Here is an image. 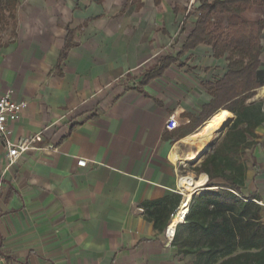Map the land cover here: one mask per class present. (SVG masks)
Here are the masks:
<instances>
[{
    "label": "crops",
    "instance_id": "1",
    "mask_svg": "<svg viewBox=\"0 0 264 264\" xmlns=\"http://www.w3.org/2000/svg\"><path fill=\"white\" fill-rule=\"evenodd\" d=\"M257 1L262 3L244 11V19L264 20V0ZM197 6L182 0H17L13 18L5 10L0 95L13 89L14 99L28 104L9 125L10 141L41 135L39 147L56 149L30 151L9 168L0 139V251L6 264L192 262L170 232L188 193L180 165L184 157L194 160L175 133L191 122L174 132L165 124L174 112L182 121L199 119L212 100L204 85L223 78L228 66L208 46L182 53L197 21L188 13ZM260 43L262 77L264 30ZM165 56L176 62L144 84ZM262 91L249 103L264 100ZM256 135L242 193L255 198L264 222V125ZM81 159L86 167L78 166ZM187 176L206 178L192 196L208 182L206 174ZM165 199L174 210L158 230L144 205Z\"/></svg>",
    "mask_w": 264,
    "mask_h": 264
},
{
    "label": "trees",
    "instance_id": "2",
    "mask_svg": "<svg viewBox=\"0 0 264 264\" xmlns=\"http://www.w3.org/2000/svg\"><path fill=\"white\" fill-rule=\"evenodd\" d=\"M16 2L0 0V24L5 10L14 17ZM194 3L198 6L191 9L188 18L195 15L197 21L182 53L208 46L214 58H225L228 66L223 78L204 85L212 100L204 106L200 118L175 133V137L179 140L197 133L219 111H226L235 119L214 151L194 169L197 175L206 174L208 182L193 194L186 223L176 229L175 245L184 255L193 257L190 264H264L261 206L255 198L244 197L242 193L248 151L258 145L256 130L264 125V100L249 103L264 87V75L259 74L264 20L251 22L242 13L262 2L195 0ZM69 48L63 51L62 58ZM175 62L172 56L161 58L147 72L143 83L161 77ZM144 210L146 219L163 230L174 204L170 199L147 202Z\"/></svg>",
    "mask_w": 264,
    "mask_h": 264
},
{
    "label": "built area",
    "instance_id": "3",
    "mask_svg": "<svg viewBox=\"0 0 264 264\" xmlns=\"http://www.w3.org/2000/svg\"><path fill=\"white\" fill-rule=\"evenodd\" d=\"M15 91L13 89L8 90L4 94L0 95V139H2L7 148L6 161L8 167H13L17 165L19 159L26 153L30 151H53L56 149L53 146L39 147L38 144L42 142L41 135L27 136L21 139L18 143H13L10 141V123L17 121L20 118V114L24 111L28 104L26 102H17L14 99ZM189 119L182 121L180 115L176 112L172 113L165 124V130L168 132H174L178 130L183 124H190ZM79 167H86L87 161L79 160ZM181 207L175 213L178 216L181 212ZM190 204L187 212L183 216V222L186 223L187 215L189 213ZM179 224V225H181ZM178 225V226H179ZM176 230L172 233L175 235ZM0 264H6L5 257L0 251Z\"/></svg>",
    "mask_w": 264,
    "mask_h": 264
},
{
    "label": "bare ground",
    "instance_id": "4",
    "mask_svg": "<svg viewBox=\"0 0 264 264\" xmlns=\"http://www.w3.org/2000/svg\"><path fill=\"white\" fill-rule=\"evenodd\" d=\"M231 122V114L226 111H219L209 121H207L203 127L197 131V133L181 140L180 144L187 148V152L185 153L187 157L198 155L199 158L203 151L209 148L211 143L225 134L226 127H229ZM170 158L174 163L180 161V157L175 152L171 154ZM205 179V176H200L199 178H195L193 176H183L181 178V187L186 189L188 193L185 195V200L180 214L176 216L170 225L171 233L176 230L178 224L184 223L183 216L187 212L189 204L192 200L193 188L194 186L203 184Z\"/></svg>",
    "mask_w": 264,
    "mask_h": 264
},
{
    "label": "rangeland",
    "instance_id": "5",
    "mask_svg": "<svg viewBox=\"0 0 264 264\" xmlns=\"http://www.w3.org/2000/svg\"><path fill=\"white\" fill-rule=\"evenodd\" d=\"M182 1H183V3L185 5H187L188 8H191L192 5H193V3H194V0H182ZM233 121H234V119H233ZM224 135H222L221 137L217 138L213 143H211V145L209 146V148H207L206 150H204L203 153L199 156V158H198V155H194V156L191 157L194 160L193 161H191V160L188 161L187 158L184 157L183 158L184 160H183L182 164L180 165V173L182 174V176H187L189 173L196 174L195 171H194V169L196 167H198V166L201 165L202 160L205 158V156L207 154H210L211 152L214 151V149L217 147V145L223 139ZM182 151L183 152H187V149L182 146Z\"/></svg>",
    "mask_w": 264,
    "mask_h": 264
},
{
    "label": "water",
    "instance_id": "6",
    "mask_svg": "<svg viewBox=\"0 0 264 264\" xmlns=\"http://www.w3.org/2000/svg\"><path fill=\"white\" fill-rule=\"evenodd\" d=\"M232 123H233V121H232ZM232 123H231L229 126H231ZM228 128H229V127H226V131H225V133L227 132ZM217 146H218V145H217ZM207 156H208V154L205 156V158H206ZM205 158L202 160V162L205 160Z\"/></svg>",
    "mask_w": 264,
    "mask_h": 264
}]
</instances>
